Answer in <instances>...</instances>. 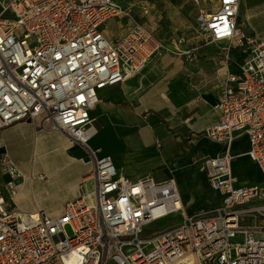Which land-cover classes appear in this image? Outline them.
<instances>
[{
	"label": "built area",
	"instance_id": "2783aa9c",
	"mask_svg": "<svg viewBox=\"0 0 264 264\" xmlns=\"http://www.w3.org/2000/svg\"><path fill=\"white\" fill-rule=\"evenodd\" d=\"M241 2L219 0L216 10L200 8L196 17L212 42L245 50L223 84L218 122L202 132L226 146L200 165L224 194L222 205L187 215L173 179L122 175L104 155L87 178L93 188L61 214L26 212L15 203L23 173L0 153L7 175L0 187V264H264V236L244 222L264 206L243 208L264 201V185H239L232 173L230 147L239 133L248 136V155L264 173V40L241 26ZM0 6V130L39 120L87 145L101 89L136 76L161 51L189 62L199 57L200 47L184 36L166 41L141 24L108 38L104 24L124 10L117 0H0ZM175 214L174 225L146 233Z\"/></svg>",
	"mask_w": 264,
	"mask_h": 264
},
{
	"label": "crops",
	"instance_id": "0c3cea01",
	"mask_svg": "<svg viewBox=\"0 0 264 264\" xmlns=\"http://www.w3.org/2000/svg\"><path fill=\"white\" fill-rule=\"evenodd\" d=\"M240 11L241 26L248 33L259 35L254 19L259 13L264 14V0H242ZM117 27L110 20L103 31L115 39L125 33L124 30L118 34ZM216 43H225L229 50L207 47L202 54L199 50L196 61L185 59L192 65H186L183 58L177 60L178 55L161 51L136 76L101 89L100 100L91 110L94 132L87 145L39 120L27 119L1 129L0 153L7 154L18 167L24 154L34 161L38 146H54L66 154L59 166H55V159L39 165L36 176L44 174V180L38 177L27 185L23 174L15 203L26 212L61 214L69 200L93 188L94 179L87 178L93 175L96 158L110 155L122 175L150 176L158 181L173 179L185 214L216 211L224 194L212 188L200 165L205 158L225 152L226 146L204 137L202 132L218 122L221 111L216 105L223 97L225 79L238 70L245 55L241 47L228 41ZM191 136L196 137L191 140ZM249 148L248 136L237 134L230 147L233 176L239 185H264V173L248 155ZM0 168L2 172L1 164ZM3 176L0 187L7 179L6 174ZM22 186L25 196H20ZM245 206H264V201L253 200ZM244 222L264 236V212L248 213Z\"/></svg>",
	"mask_w": 264,
	"mask_h": 264
},
{
	"label": "rangeland",
	"instance_id": "374dc122",
	"mask_svg": "<svg viewBox=\"0 0 264 264\" xmlns=\"http://www.w3.org/2000/svg\"><path fill=\"white\" fill-rule=\"evenodd\" d=\"M258 1L261 2L263 0ZM117 2L123 6L124 10L122 13L111 17L108 21H115L118 26L117 29L119 30L118 34L120 35L133 24H141L153 30L167 41L173 37L184 36L188 43H195L200 47V53H203V50L207 47L212 50H218L222 47L225 50H229V47L225 46V43L212 42L207 34L200 29L196 20L199 8L204 7L214 11L218 7L219 0H200V3H196L193 0H117ZM258 5L262 6L263 4ZM254 24L260 30V34L253 35L259 40H264L262 35V29L264 28L263 13H259L258 16L255 17ZM180 57L184 59L186 65H192L187 62L183 56ZM3 179L4 176L0 168V181ZM245 207L244 205V208ZM179 219L180 215H169L148 226L146 233L165 229L177 223ZM65 229L68 235H72L70 225H67ZM104 264L118 263L109 261Z\"/></svg>",
	"mask_w": 264,
	"mask_h": 264
},
{
	"label": "bare ground",
	"instance_id": "6f19581e",
	"mask_svg": "<svg viewBox=\"0 0 264 264\" xmlns=\"http://www.w3.org/2000/svg\"><path fill=\"white\" fill-rule=\"evenodd\" d=\"M181 61L182 57H178ZM35 158L34 161H30L24 154L23 162L19 165L21 171L24 174L26 179V184L28 185L32 180L38 179L36 176L37 170L40 164H46L49 159H55V162L58 163L55 166H59L63 161L66 160V154L63 150H59L57 147L42 145L38 146L35 149ZM190 178V175H188ZM24 194L23 186L20 190V196ZM23 196V195H22Z\"/></svg>",
	"mask_w": 264,
	"mask_h": 264
}]
</instances>
